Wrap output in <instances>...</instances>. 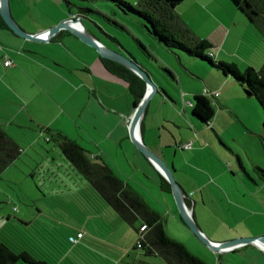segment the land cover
Segmentation results:
<instances>
[{
    "label": "crops",
    "instance_id": "0c3cea01",
    "mask_svg": "<svg viewBox=\"0 0 264 264\" xmlns=\"http://www.w3.org/2000/svg\"><path fill=\"white\" fill-rule=\"evenodd\" d=\"M9 3L15 20L32 33L44 31L72 14L77 16V5H84L82 1L65 4L63 0H9ZM221 7L226 9L228 18ZM173 11L193 35L211 43L208 52L212 57L239 68L243 57L235 55L238 38L231 32L235 11L229 0H180ZM82 17L83 13L80 24L85 31L99 42L131 56L157 84L142 110L138 134L172 169L190 216L203 234L214 241L264 234V169H260L264 165L250 157L246 149L241 150L235 143L236 136L226 132L238 129L239 124L245 128L243 122H251V118L255 120L252 116L258 115V107L243 94L241 85L230 74L217 72L220 69L211 64L206 67L216 72L211 69L198 72L193 63L198 57L170 49L156 39L154 46H144V55L136 54L110 36L112 44L103 40ZM0 43L11 60L4 64L5 56L0 51V127L20 151L22 143L32 147L42 133L46 132V140L56 142L55 136L62 133L93 160L103 161L119 178L144 175L155 180L162 191L163 209L138 195L159 215L165 232L170 220L179 224L171 217L174 202L170 187H166L156 167L128 139L127 124L135 104L128 81L109 71L94 47L65 28L49 39L36 40L18 35L0 21ZM163 69L169 74L161 72ZM142 86L144 90V82L142 85L133 80L135 91ZM202 87L218 91L215 96L203 94L213 109L208 122L191 111L193 95L202 93ZM230 98L235 102L231 103ZM258 133L257 143L262 149ZM182 142H189V146H179ZM122 181L138 193L128 180ZM65 189L71 190V186ZM4 224L7 220L0 217V228ZM84 236L82 230L78 238L82 247L90 243L82 241ZM203 250L204 257L188 251L206 264L214 263L212 253L207 248ZM216 259L218 264H264V248L251 242L242 243L219 250Z\"/></svg>",
    "mask_w": 264,
    "mask_h": 264
},
{
    "label": "rangeland",
    "instance_id": "374dc122",
    "mask_svg": "<svg viewBox=\"0 0 264 264\" xmlns=\"http://www.w3.org/2000/svg\"><path fill=\"white\" fill-rule=\"evenodd\" d=\"M68 1L70 4L84 2V5H77L87 8L82 19L103 40L114 44L110 37L113 36L124 47L139 55H144V46H154L155 38L149 32L147 22L123 10L113 0H63L65 4ZM126 1L134 4L136 0ZM229 1L235 11L231 27V32L238 38L235 55L236 58L243 57L238 69L242 71L248 64L259 68L264 64V13L254 14L249 20ZM253 4L259 11L264 9V0H254ZM221 8L224 10V7ZM225 12L226 9L223 15L227 17ZM193 63L200 73L207 69L216 72L206 67L209 64L207 60L199 58ZM161 72L169 74L166 69ZM217 72L222 74L221 70ZM197 76L202 83L201 75L197 73ZM240 88L248 99L254 101L258 115H253L255 120L251 118V122L245 120V128L239 124L238 129H228L226 132L229 136H236L235 143L241 150L246 149L250 157L257 158L264 165V143L262 149L257 143V132L261 139L264 138L261 126L264 110L253 94H246L243 86ZM230 100L231 103L235 102L233 98ZM42 134L32 147L22 143L20 154L0 172V217L7 220V224L0 228V240H8L17 246V237L11 229L23 233L28 231L27 234L34 237L32 241L35 242L36 252L46 256L47 264H143V261L164 264L159 255L144 253L141 247L135 245L134 228L121 219L88 184L77 168L63 156L57 142L54 139L46 140V132ZM27 136L24 138L28 140ZM128 139L131 141L130 137ZM260 169H264V166ZM120 178L128 180L146 202L162 206V191L155 180H149L144 175H120ZM65 186H71V190L65 189ZM172 213V219L179 224L170 220L166 226L167 234L183 242L189 251L203 257V249L207 248L213 255L212 264H218V251L211 250L179 219L175 202ZM77 229L84 231L82 241L90 242L86 247L80 246L82 242L79 239L77 243L69 241L68 237L75 235Z\"/></svg>",
    "mask_w": 264,
    "mask_h": 264
},
{
    "label": "trees",
    "instance_id": "16d2710c",
    "mask_svg": "<svg viewBox=\"0 0 264 264\" xmlns=\"http://www.w3.org/2000/svg\"><path fill=\"white\" fill-rule=\"evenodd\" d=\"M113 1L123 10L142 17L147 22L151 35L168 48L180 49L189 55L207 60L222 72L230 74L245 90L255 96L264 110V64L259 68L248 64L240 71L234 63L212 57L208 52L211 43L206 38L193 35L173 11L174 4L180 0H136L134 4L126 0ZM253 1L231 0L249 20H252L254 14L264 13V9L257 10ZM0 21L8 26L1 15ZM100 58L109 71L128 81L134 96L133 101L136 103L143 93V86L137 92L133 89L132 82L137 79L143 85V80L124 65L103 56ZM191 111L204 122H208L213 114L211 105L201 93L193 95ZM55 139L62 154L77 168L89 185L120 218L134 228L136 237L138 227L143 226L138 247H141L144 253L159 255L164 264H206L189 252L181 242L166 234L159 215L128 188L108 165L101 160H93L73 139L62 133L58 132ZM261 140L264 143V138ZM19 151L18 144L0 127V172L17 157ZM158 176L169 188L165 178L159 173ZM11 231L17 237V246H13L8 240H0V264H47L46 256L36 252L35 242L32 241L34 237L29 235L30 233L27 234L28 231ZM143 264L156 263L143 261Z\"/></svg>",
    "mask_w": 264,
    "mask_h": 264
},
{
    "label": "water",
    "instance_id": "95a60500",
    "mask_svg": "<svg viewBox=\"0 0 264 264\" xmlns=\"http://www.w3.org/2000/svg\"><path fill=\"white\" fill-rule=\"evenodd\" d=\"M86 11L87 8L78 6L77 16H74V14H72L69 17L61 19L56 24L50 26L49 28H47L49 30V37L44 38L42 32L32 33L26 31L13 17L10 9L9 0H0L1 17L6 22L8 27H10L18 35L31 39L43 40L49 39L50 36H52L59 29L65 28L77 35V37L81 41L94 47L100 56L114 60L129 68L135 74H137L144 82V90L139 100L133 106L134 108L127 125L128 135L134 145L137 147V149L148 159V161L152 165H154V167H156L159 173H161V175L169 183L170 192L172 194L173 200L177 206L179 215L183 222L190 228L193 233L197 235V237L201 241H203L213 251L231 248L247 242L254 243L264 248V234H257L252 236H237L220 241H214L205 236L203 232L199 229L195 221L190 216L189 208L184 201L182 189L178 182L175 180L172 174V169L141 141L139 134H136L135 131V127H138L139 118L147 102V99L157 89V84L150 77L148 71L145 70L140 64H138L131 56L99 42L81 27L80 14L85 13ZM76 20L79 22V25H77V22H75ZM243 90L246 94H250L247 90H245V88ZM261 125L264 135V120L261 122ZM262 175H264V173H262Z\"/></svg>",
    "mask_w": 264,
    "mask_h": 264
},
{
    "label": "built area",
    "instance_id": "2783aa9c",
    "mask_svg": "<svg viewBox=\"0 0 264 264\" xmlns=\"http://www.w3.org/2000/svg\"><path fill=\"white\" fill-rule=\"evenodd\" d=\"M75 22H77V25H79V22L76 20ZM42 32V35L44 38H48L49 37V30L48 29H45L44 31H41ZM0 51L3 52V55L5 56V59H4V64H9L11 62V60L7 57L6 55V50H5V47L4 45H2L0 43ZM218 91L216 89H207V88H203L202 89V95L203 94H207V95H210V96H215L217 95ZM128 125V124H127ZM179 146L181 147H188L189 146V142H182L179 144ZM143 226H139L138 229H137V236L136 237V240H135V245L136 246H139V239L140 237L142 236V231H143ZM82 235V231H77L75 235H70L69 236V240L76 243L77 242V239ZM232 248V247H231Z\"/></svg>",
    "mask_w": 264,
    "mask_h": 264
},
{
    "label": "bare ground",
    "instance_id": "6f19581e",
    "mask_svg": "<svg viewBox=\"0 0 264 264\" xmlns=\"http://www.w3.org/2000/svg\"><path fill=\"white\" fill-rule=\"evenodd\" d=\"M135 131H136V134H137L138 133V127L137 126L135 127Z\"/></svg>",
    "mask_w": 264,
    "mask_h": 264
}]
</instances>
